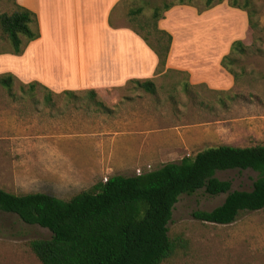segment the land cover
<instances>
[{
    "label": "crops",
    "instance_id": "1",
    "mask_svg": "<svg viewBox=\"0 0 264 264\" xmlns=\"http://www.w3.org/2000/svg\"><path fill=\"white\" fill-rule=\"evenodd\" d=\"M123 1L17 0L37 14L41 35L15 58L18 70L8 72L23 84L38 82L55 95L94 90L97 100L114 108L112 114H106L90 111L86 104L85 110L73 114L50 111L48 116L36 112L27 117L12 114L8 105L0 103L7 109L0 112V154L20 156L18 177L32 165L34 157L45 158L55 147L58 155L70 157L66 168L81 167L74 171V179L61 174L55 185H50L48 176L28 174L34 182V189L28 192L66 199L73 192L92 187L114 169L178 161L208 146H243L234 140H248L264 131L263 114L240 107L232 97L220 101L210 98L235 90V77L222 65L229 46H219L217 40L179 39L180 26L166 23L168 29H162L173 35V42L166 70L157 73L155 51L129 26L111 24ZM68 63L74 65L73 71L65 67ZM168 71L186 77V84H180L185 87L183 95L188 91L193 100L172 99L176 107L168 111L153 98L138 95L119 99L114 95L132 80L152 79L156 84ZM80 135H84L81 146L72 149L86 155L96 153L94 163L89 156L75 155L64 145ZM129 157L137 162L131 163Z\"/></svg>",
    "mask_w": 264,
    "mask_h": 264
},
{
    "label": "trees",
    "instance_id": "2",
    "mask_svg": "<svg viewBox=\"0 0 264 264\" xmlns=\"http://www.w3.org/2000/svg\"><path fill=\"white\" fill-rule=\"evenodd\" d=\"M224 1L204 0V8L198 11L203 12ZM228 1L232 7L247 12L249 25L255 33L261 30L253 0ZM178 4L195 5L194 0H171L155 5L150 16L145 14L143 6L131 8L128 13L129 27L144 38L159 58L157 73L166 70L173 42V35L162 29L159 22ZM0 27L11 45L10 52L17 55L41 35L37 14L17 0L11 13L0 12ZM248 50L242 40H235L230 53L222 59L223 67L235 79L238 73L233 65ZM2 53L6 51H0ZM17 81L13 73L0 74V85L9 91ZM130 83L156 92L152 79ZM25 86L21 84L22 88ZM28 86H41L53 94L38 82ZM66 93L76 95L75 92ZM88 93L96 99L100 112H114L97 100L96 91ZM227 170H253L258 177L252 189L232 190L231 180L217 176L218 172ZM201 189L212 196H227L221 205L210 211H195L193 216L200 221L230 224L242 212L263 210L264 143L210 146L142 174H115L70 199L44 192L15 193L0 188V210L51 231L50 238L30 241L31 249L42 264H163L186 246L183 237L172 238L169 234L175 204L181 195H193Z\"/></svg>",
    "mask_w": 264,
    "mask_h": 264
},
{
    "label": "rangeland",
    "instance_id": "3",
    "mask_svg": "<svg viewBox=\"0 0 264 264\" xmlns=\"http://www.w3.org/2000/svg\"><path fill=\"white\" fill-rule=\"evenodd\" d=\"M164 1L171 0H124L115 10L116 14L111 21L113 25L129 26L128 13L131 8L143 6L145 14L150 16L152 8ZM253 1L262 27L257 33L249 25L247 12L232 7L228 0L203 12H199L198 9L204 8V0H194V6L178 4L165 13L159 26L168 29L166 23L171 26L177 24L180 26L179 29L177 28L179 39L217 40L221 44L219 46H229V48L235 40H242L249 50L247 54L239 56L238 62L233 65L238 73L237 78H234L235 90L228 95L216 93L210 95V98L220 101L232 97L237 99L240 107L264 115V0ZM14 9L15 0H0V12L11 13ZM139 36L141 37V35ZM141 39L145 41L143 37ZM11 50V45L4 37L0 27V51H6L5 54L0 55V74L18 70L15 59L18 56L11 53ZM64 65L73 71V64ZM60 76L62 79L65 78ZM185 79L186 77L181 73L168 71L156 83L155 93L129 83L126 87L115 90L114 95L116 93L115 96H118L119 99L138 95L153 98L154 102L162 103L166 110L170 111L176 107L171 103L172 99L179 98L183 102L182 99L185 98L187 103L193 100V95L188 91H185V96L183 95L185 87L184 85L181 87L180 84H186ZM21 84L20 81H17L12 91L0 85V103L8 105L12 114L27 117L33 116L36 112L48 116L50 111L73 114L81 109L85 110L86 104L89 105L90 111L98 110L96 99L88 92H80L75 96L64 93L55 95L41 86L30 88L28 84H25L26 86L22 88ZM55 102L56 106L50 105ZM216 107L217 109L222 108L221 106ZM111 108L114 109L112 106ZM6 110L5 106L0 104V112ZM262 119L264 120V117ZM82 136L84 135L72 138L70 142L64 144L75 155L78 152L79 156L86 155L82 151L75 152L72 149L74 145H80L83 141ZM234 142L243 146L264 143V131L260 134L256 133V136H251L248 140L237 138ZM56 148L58 147H55V151L51 155H46L45 158L42 155L34 157L32 165L28 166L19 177L17 174L21 167L18 166L20 156L0 154V188L15 193H27L34 189L32 186L34 182H32L31 175L28 174L34 173L48 176L50 185H55L60 181L61 174L64 177L69 175V178L74 179V171L79 172L81 167L77 166L76 170L66 168L70 157L58 155ZM35 153L37 154V152ZM88 156L91 163H94V158L97 157L96 153L92 152L91 155H86V157ZM129 160L131 163L137 162L133 157H129ZM80 162H82L81 158ZM160 165L162 163L153 164L151 170ZM139 168L142 171L150 170L149 166ZM137 169H114L111 174L135 175ZM111 174L102 176L101 180L104 181L105 177H111ZM24 175H27L26 178L20 179ZM217 176L222 180H231L232 190H250L258 173L253 170H227L218 172ZM75 193L77 192H73L65 198L70 199ZM226 196L227 194L212 196L207 194L204 189L193 195L180 196L169 223V234L172 238L183 237L186 240V246L179 249L177 254L163 264H264V209L242 212L238 219L230 224L204 222L193 216L197 210L210 211L221 205ZM50 237L49 229L27 224L17 215L0 210V264H42L31 249L30 241L36 238Z\"/></svg>",
    "mask_w": 264,
    "mask_h": 264
},
{
    "label": "built area",
    "instance_id": "4",
    "mask_svg": "<svg viewBox=\"0 0 264 264\" xmlns=\"http://www.w3.org/2000/svg\"><path fill=\"white\" fill-rule=\"evenodd\" d=\"M148 166H149V168H150V170H151V168H152L151 165H148ZM150 170H149V171H150ZM143 172H145V171H142L141 168H138V169H137V174H142ZM107 180H108V178L105 177L104 181H107Z\"/></svg>",
    "mask_w": 264,
    "mask_h": 264
}]
</instances>
